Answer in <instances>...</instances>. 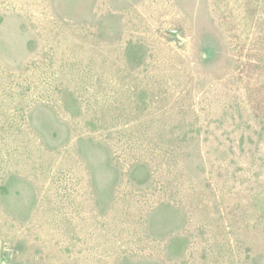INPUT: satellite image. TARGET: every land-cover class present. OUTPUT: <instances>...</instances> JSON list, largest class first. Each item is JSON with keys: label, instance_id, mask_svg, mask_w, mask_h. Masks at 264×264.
<instances>
[{"label": "rangeland", "instance_id": "1", "mask_svg": "<svg viewBox=\"0 0 264 264\" xmlns=\"http://www.w3.org/2000/svg\"><path fill=\"white\" fill-rule=\"evenodd\" d=\"M0 264H264V0H0Z\"/></svg>", "mask_w": 264, "mask_h": 264}]
</instances>
